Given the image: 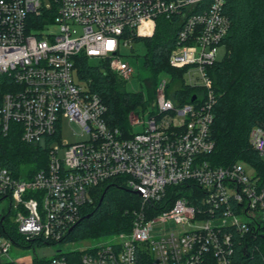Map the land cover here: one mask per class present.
<instances>
[{
    "label": "built area",
    "instance_id": "2783aa9c",
    "mask_svg": "<svg viewBox=\"0 0 264 264\" xmlns=\"http://www.w3.org/2000/svg\"><path fill=\"white\" fill-rule=\"evenodd\" d=\"M226 1L0 0V76L8 84L0 134L14 124L25 142L49 150L47 165L29 177L0 162V259L13 260L11 248L33 239L60 242L95 188L125 176L141 197L130 230L66 250L80 252L79 264H233L237 241L264 225V173L246 160L214 165L207 158L217 100L207 69L231 28ZM162 18L177 27L170 66L200 92L177 103L163 71L153 109L130 114L132 128L143 130L125 135L77 77L75 59L105 62L127 82L135 70L123 48L152 36ZM63 118L80 126L82 139L57 143ZM249 142L264 160L263 126L251 128ZM172 188L184 194L174 197ZM45 264L71 262L55 255Z\"/></svg>",
    "mask_w": 264,
    "mask_h": 264
},
{
    "label": "trees",
    "instance_id": "16d2710c",
    "mask_svg": "<svg viewBox=\"0 0 264 264\" xmlns=\"http://www.w3.org/2000/svg\"><path fill=\"white\" fill-rule=\"evenodd\" d=\"M224 11L231 20L230 31L221 42L226 45V54L207 69L217 96L211 126L215 148L207 158L214 165L246 160L264 173V160L249 142L251 128L255 125L264 127V0H227ZM176 33L177 27L162 18L152 36L137 37L135 40L144 41L148 49L145 69L151 98L155 97L158 74L165 71L172 76L170 89L175 87L176 102L184 104L200 91L186 85L182 72L169 64L168 55ZM75 68L77 77L105 103V117L109 125L118 126L125 135L133 134L130 114L147 109L143 92L128 91L126 81L105 62L92 64L87 57L77 55ZM3 79L0 76V104L2 94L8 88L7 81ZM12 126L6 136L0 134V162L14 174L29 177L47 165L49 150L43 144L25 142L16 125ZM170 192L174 197L184 194L175 188ZM93 199L92 203L81 208V218L60 242H80L94 237L101 239L129 231L133 213L141 205V197L126 185L125 176H115L105 186H97ZM263 231L264 225H259L255 236L249 235L237 241L233 264H264ZM36 243L51 244L56 241L37 238L25 242L24 246ZM245 247L248 249L246 256ZM56 255H65L71 264H79L81 254L79 251H62ZM48 259L36 257L34 263L45 264ZM0 264L19 263L0 259Z\"/></svg>",
    "mask_w": 264,
    "mask_h": 264
},
{
    "label": "rangeland",
    "instance_id": "374dc122",
    "mask_svg": "<svg viewBox=\"0 0 264 264\" xmlns=\"http://www.w3.org/2000/svg\"><path fill=\"white\" fill-rule=\"evenodd\" d=\"M48 29H54L53 26H46L45 31H48ZM133 48L126 47L123 48V53L127 55V59L129 60L130 64L134 68L135 72L131 79L126 82V88L128 91L135 92V91H142L144 94V100L146 103V106L148 109H153V97L151 98V93L148 90V84L145 80L146 77H148V72L145 69V56L148 51L146 43L142 40H135L133 41ZM226 45L225 44H219L216 46V58L217 60H222L226 54ZM90 63L92 64H99L98 59H90ZM159 78H166L167 75L165 72L161 71L158 74ZM61 137L57 141V143L60 144L61 140L73 142L78 139H82V135H78L81 130L80 126L75 122L69 120V118H63L62 124H61ZM143 130V125L139 126H133L132 131L138 132ZM63 151V148L61 149ZM248 173H253V170L248 166L247 167ZM105 183L102 186H105ZM9 204V199H6L3 203L4 206L7 207ZM9 220V218H8ZM264 232V231H263ZM108 237V236H107ZM106 238V237H105ZM100 240V237H94L91 240L88 239L86 241H80V242H72V243H63V242H56L51 244H34L33 246L25 247L24 245L22 247H16L13 246L10 251V257L13 258L14 261H16L19 264H34V259L36 257L40 259H48L56 255L57 251L59 249L61 250H72L75 248L81 249L88 244H90L89 241H98Z\"/></svg>",
    "mask_w": 264,
    "mask_h": 264
},
{
    "label": "water",
    "instance_id": "95a60500",
    "mask_svg": "<svg viewBox=\"0 0 264 264\" xmlns=\"http://www.w3.org/2000/svg\"><path fill=\"white\" fill-rule=\"evenodd\" d=\"M195 99V95L192 97V101ZM105 192V191H103ZM137 194H139V192H136ZM103 196V195H102ZM248 254V249L247 247L244 248V255L246 256Z\"/></svg>",
    "mask_w": 264,
    "mask_h": 264
}]
</instances>
